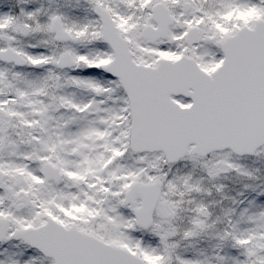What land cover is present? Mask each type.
Returning a JSON list of instances; mask_svg holds the SVG:
<instances>
[{"label": "snow or ice", "instance_id": "obj_1", "mask_svg": "<svg viewBox=\"0 0 264 264\" xmlns=\"http://www.w3.org/2000/svg\"><path fill=\"white\" fill-rule=\"evenodd\" d=\"M0 264H264V0H0Z\"/></svg>", "mask_w": 264, "mask_h": 264}]
</instances>
